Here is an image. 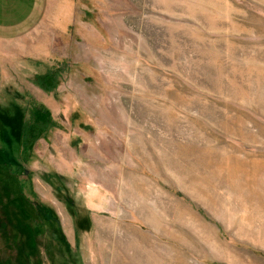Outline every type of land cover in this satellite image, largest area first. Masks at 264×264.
<instances>
[{
	"label": "rangeland",
	"instance_id": "obj_1",
	"mask_svg": "<svg viewBox=\"0 0 264 264\" xmlns=\"http://www.w3.org/2000/svg\"><path fill=\"white\" fill-rule=\"evenodd\" d=\"M22 2L49 37L0 46V264H264V0ZM34 103L57 126L25 150Z\"/></svg>",
	"mask_w": 264,
	"mask_h": 264
},
{
	"label": "crops",
	"instance_id": "obj_2",
	"mask_svg": "<svg viewBox=\"0 0 264 264\" xmlns=\"http://www.w3.org/2000/svg\"><path fill=\"white\" fill-rule=\"evenodd\" d=\"M22 0H0V46H11L14 48L15 56L19 57L23 55V51L27 49V43L26 41L33 42L32 47L36 49V46L39 41H41V38L49 37L47 36V33L45 35H42L40 40L39 38L34 39V35H31L30 37H27L25 35H22L23 29H26L27 26H24L25 23L22 19ZM46 22V21H45ZM37 40V41H36ZM25 57H29V55L24 54ZM23 55V56H24ZM20 57V58H21ZM32 58V57H31ZM35 59V58H32ZM36 60H40L37 59ZM2 84V63L0 59V89ZM73 104L72 99H70L67 103L68 107H61L60 112H64L65 116H67V119H71V114L66 111V108L69 109V104ZM64 104V103H63ZM66 104V103H65ZM64 104V105H65ZM72 108V106H71ZM69 109L72 111V109ZM5 110L0 111V135H2V130H5L6 122H5ZM3 123V126L1 125ZM3 127V128H2ZM77 129L76 127L74 130ZM98 137L95 139L91 135H88L86 133H78L77 135L81 137V140L78 141L81 147L83 146L85 149H88V157L87 158H94L96 161L105 160L108 156L103 154L105 151L114 152L117 151L118 146L116 145L113 137V134L109 130L99 129L97 131ZM79 137V138H80ZM128 143V142H127ZM126 143V144H127ZM126 150H129L130 152H133L134 149V139L131 137L129 140V147L126 145ZM81 158V156H79ZM85 158V156H84ZM82 160H79L78 166H80V162ZM114 161H116V157L114 158ZM84 162V160H83ZM109 167V165H108ZM91 165L88 166V173L86 174L87 181L85 183L92 184L91 187H89L86 191L91 195V199H100L101 201L109 198L111 196V192L107 191V189L102 186L101 179L95 178V173L92 172ZM85 195V196H86ZM90 208L94 210L95 213H99L103 210L102 207L97 203L90 204ZM108 213L110 215V218H114L117 216V211L114 210V208L109 209Z\"/></svg>",
	"mask_w": 264,
	"mask_h": 264
},
{
	"label": "trees",
	"instance_id": "obj_3",
	"mask_svg": "<svg viewBox=\"0 0 264 264\" xmlns=\"http://www.w3.org/2000/svg\"><path fill=\"white\" fill-rule=\"evenodd\" d=\"M52 75V71H48L43 75H38V86L45 91L50 90L51 87L47 86L46 81L50 80L54 82V77ZM56 126L57 124L53 120L51 112L44 105L34 103L30 111L29 120L23 124L21 129L22 146L25 150L32 148L42 135Z\"/></svg>",
	"mask_w": 264,
	"mask_h": 264
}]
</instances>
